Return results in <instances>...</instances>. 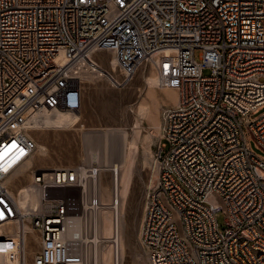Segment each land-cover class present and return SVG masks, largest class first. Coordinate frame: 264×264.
<instances>
[{"label":"built area","instance_id":"obj_1","mask_svg":"<svg viewBox=\"0 0 264 264\" xmlns=\"http://www.w3.org/2000/svg\"><path fill=\"white\" fill-rule=\"evenodd\" d=\"M140 71L178 96L162 112L141 222L150 264H264V161L249 147L264 150V114L250 119L264 104V0H0L3 264H88L99 171L30 164L15 174L35 156L25 124L78 112L88 80L122 87ZM75 217L82 228L70 232Z\"/></svg>","mask_w":264,"mask_h":264},{"label":"rangeland","instance_id":"obj_2","mask_svg":"<svg viewBox=\"0 0 264 264\" xmlns=\"http://www.w3.org/2000/svg\"><path fill=\"white\" fill-rule=\"evenodd\" d=\"M201 50H195V60H200ZM107 69L112 72V67L107 65ZM210 73L208 68H204L203 75ZM148 76L140 71L129 80L125 86H112L104 78L88 80L85 85L84 100L79 112L72 111H43L39 119L42 129H44L45 143L49 150V160L42 164L43 167L61 168L76 167L83 164V148L80 129H102L107 127L124 128L130 131L135 126V107L142 100L145 94V78ZM117 77V76H116ZM170 105V104H169ZM164 105L159 109V117L162 124V112L166 108ZM264 114V104L258 106L250 115V119H256ZM36 120V121H37ZM140 131L142 134L150 132L152 129L147 119H141ZM162 130V128H161ZM152 138L149 144V160L144 163L142 158V144H138V158L136 160L130 189L123 206V253L119 254L120 264H150L145 251L140 245V228L149 192L157 184V169L154 162V152L161 136ZM249 147L255 156L264 161V150L254 139L249 141ZM48 164V165H47ZM91 164L96 163L91 161ZM42 165H36L42 167ZM157 177V178H156ZM105 180L110 182V174L105 175ZM24 183L25 180L23 179ZM65 194L76 192L72 190L64 191ZM216 223L220 231L226 229L224 212L219 210L214 214ZM91 239L94 238L92 231ZM105 242L103 246L114 243ZM115 240V238H114ZM112 242V243H111ZM140 257V258H139ZM141 261V263H140ZM146 262V263H145ZM4 263V257L0 254V264Z\"/></svg>","mask_w":264,"mask_h":264},{"label":"bare ground","instance_id":"obj_3","mask_svg":"<svg viewBox=\"0 0 264 264\" xmlns=\"http://www.w3.org/2000/svg\"><path fill=\"white\" fill-rule=\"evenodd\" d=\"M109 67H112L113 72V61L109 64ZM108 71L111 72L109 68ZM144 86L145 94L135 107V116L137 119L135 120V126L130 131L124 128L113 127L88 130L80 129L83 148L82 161L84 165H90L91 161L96 163L95 166L99 171L97 180L98 199L101 203L98 212L88 215L85 221L86 238L93 243L95 242L87 246L88 264H120L119 254H122L124 250L122 241L124 227L123 206L129 193L134 166L138 158V144H142V158L144 163H146L151 154L149 149L150 141L153 137L159 136L162 128L159 109L164 105H176L178 103L176 90L159 86L154 74H148L145 78ZM40 114L41 112L36 113L26 122L24 131V134L36 144L35 156L25 164L26 167L23 166L25 168L18 169L15 174L23 173L30 164L45 165L50 158L49 150L45 143L42 142V139L45 140V133L43 132L44 129H42L40 121L37 120ZM141 119H147L150 123L152 129L150 132L146 134L141 133ZM12 148L13 145L6 149L4 154ZM12 161L13 159L10 163ZM40 168L53 169L54 167H43L42 165ZM107 174L111 176L110 182L105 180V175L107 176ZM22 178L26 182L30 179L27 173ZM27 198L33 205L36 200V195L28 194ZM82 223L76 217L69 219V231H78L82 228ZM14 229L15 226L7 227L5 232H12ZM92 231L94 232V238L90 239L91 235L89 234ZM111 238H113L112 241L114 243L112 245L109 243L108 247L103 246L105 242H110ZM116 259L117 262L115 261Z\"/></svg>","mask_w":264,"mask_h":264}]
</instances>
